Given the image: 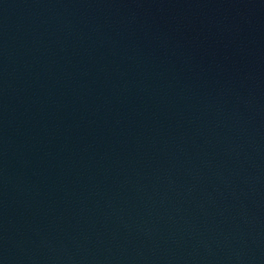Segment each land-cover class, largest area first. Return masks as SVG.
Segmentation results:
<instances>
[{"label": "water", "instance_id": "95a60500", "mask_svg": "<svg viewBox=\"0 0 264 264\" xmlns=\"http://www.w3.org/2000/svg\"><path fill=\"white\" fill-rule=\"evenodd\" d=\"M0 264H264V0H0Z\"/></svg>", "mask_w": 264, "mask_h": 264}]
</instances>
